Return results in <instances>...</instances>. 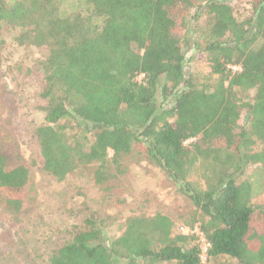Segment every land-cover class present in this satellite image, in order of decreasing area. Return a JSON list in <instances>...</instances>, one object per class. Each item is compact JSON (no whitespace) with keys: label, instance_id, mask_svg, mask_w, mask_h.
<instances>
[{"label":"trees","instance_id":"obj_1","mask_svg":"<svg viewBox=\"0 0 264 264\" xmlns=\"http://www.w3.org/2000/svg\"><path fill=\"white\" fill-rule=\"evenodd\" d=\"M80 3L63 15L57 0H0V37L7 29L19 47L46 50L35 132L44 172L61 183L91 169L101 183L115 176L109 163L122 172L123 157L146 155L193 204L182 221L210 248L204 261L196 235L162 213L130 217L108 238L91 211L49 264H264V207L238 182L250 165L264 170V0L238 17L228 0ZM204 17L210 39L195 26ZM186 28L209 63L202 84L185 72ZM198 165L204 183L192 179ZM29 179L0 148L10 209L23 207Z\"/></svg>","mask_w":264,"mask_h":264},{"label":"rangeland","instance_id":"obj_2","mask_svg":"<svg viewBox=\"0 0 264 264\" xmlns=\"http://www.w3.org/2000/svg\"><path fill=\"white\" fill-rule=\"evenodd\" d=\"M80 1L83 0H57V6L61 14H70L83 8ZM253 1L228 3L238 17L248 11ZM195 26L205 38H212L205 17ZM187 28L184 35L188 40L183 42L185 72L202 84L207 81L209 63L205 56L193 53L190 46L194 44V34ZM13 34L4 29L0 37V148L11 166L29 169L30 179L20 210L10 209L7 194L0 192V264H49L52 252L73 238V227L91 211L112 239L123 234L128 218L157 213L170 216L176 223L174 232H181L179 227H185L182 218L191 217L194 206L146 155L135 151L123 157L122 172L109 163L115 176L101 183L95 182L91 169H79L61 183L44 172L35 132L45 119L39 109L45 104L39 97L43 86L39 62L45 59L46 50L19 47L12 40ZM142 80V76L138 78ZM240 124H244L243 118ZM113 155L110 151L109 159ZM206 170L204 165H198L192 179L204 183ZM244 181L252 185L253 205L264 207V170L259 165L248 166L238 178L239 183ZM201 237L196 235L202 246ZM206 258L207 255L204 261ZM220 261L225 263L227 259Z\"/></svg>","mask_w":264,"mask_h":264},{"label":"built area","instance_id":"obj_3","mask_svg":"<svg viewBox=\"0 0 264 264\" xmlns=\"http://www.w3.org/2000/svg\"><path fill=\"white\" fill-rule=\"evenodd\" d=\"M234 70H238V67H234L233 68ZM180 231H181V233H185V234H188V233H190V232H192V234H195V235H199V236H201L202 235V233H200L199 231H198V229H194L193 231H190V229H188V228H186V227H180ZM203 236V235H202ZM202 238V251H203V256H202V258L204 259V257L206 256V253H207V251H208V249L210 248V244L209 243H207V241H206V239H205V237L203 236V237H201Z\"/></svg>","mask_w":264,"mask_h":264}]
</instances>
